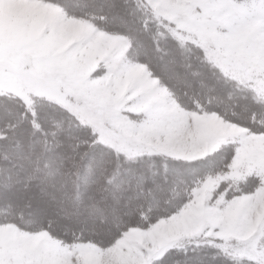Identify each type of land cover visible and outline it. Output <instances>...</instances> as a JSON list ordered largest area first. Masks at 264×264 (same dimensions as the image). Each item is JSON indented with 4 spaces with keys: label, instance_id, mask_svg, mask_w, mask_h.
<instances>
[{
    "label": "snow or ice",
    "instance_id": "6c2138e0",
    "mask_svg": "<svg viewBox=\"0 0 264 264\" xmlns=\"http://www.w3.org/2000/svg\"><path fill=\"white\" fill-rule=\"evenodd\" d=\"M0 264H264V0H0Z\"/></svg>",
    "mask_w": 264,
    "mask_h": 264
}]
</instances>
